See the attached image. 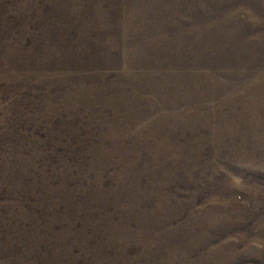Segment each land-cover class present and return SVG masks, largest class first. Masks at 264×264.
Segmentation results:
<instances>
[{
    "label": "rangeland",
    "instance_id": "rangeland-1",
    "mask_svg": "<svg viewBox=\"0 0 264 264\" xmlns=\"http://www.w3.org/2000/svg\"><path fill=\"white\" fill-rule=\"evenodd\" d=\"M0 264H264V0H0Z\"/></svg>",
    "mask_w": 264,
    "mask_h": 264
}]
</instances>
